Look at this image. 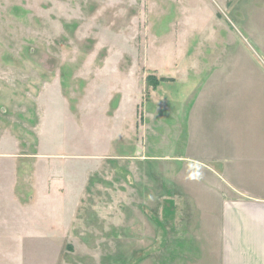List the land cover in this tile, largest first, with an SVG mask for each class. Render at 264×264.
<instances>
[{
    "label": "rangeland",
    "instance_id": "374dc122",
    "mask_svg": "<svg viewBox=\"0 0 264 264\" xmlns=\"http://www.w3.org/2000/svg\"><path fill=\"white\" fill-rule=\"evenodd\" d=\"M178 1L0 0V264H208L222 203L195 150L264 195V0ZM54 183L77 201L58 248L34 213Z\"/></svg>",
    "mask_w": 264,
    "mask_h": 264
},
{
    "label": "crops",
    "instance_id": "0c3cea01",
    "mask_svg": "<svg viewBox=\"0 0 264 264\" xmlns=\"http://www.w3.org/2000/svg\"><path fill=\"white\" fill-rule=\"evenodd\" d=\"M177 4H182L181 0H179ZM210 6L215 12L224 7L223 4L219 3L217 0L211 1ZM205 153L206 152L204 151L195 150L194 161L197 162L200 167L210 169L214 178L219 182V187H217V189L218 194L220 195L218 198L222 203V210L219 214H216L218 231L215 238V257L211 258L210 262L207 260H197L195 262H208V264H264V195L255 196L246 190L237 189L232 180V172L234 174L235 172H238L236 166L232 168V163L235 162L233 155L235 154L226 150H222L220 154L216 155L211 154L206 156ZM195 155L199 158H195ZM255 156L257 157L259 166L257 175L258 180L261 183L263 179L264 183V151L255 154ZM251 178L254 179L253 176L246 177V179ZM65 182H68L67 178ZM50 186L51 188H48ZM50 186H47L45 191H42L44 193L43 195H39L36 198L34 213H37L35 216L40 218L39 221L41 222V225L47 224L49 220H51L52 223L54 220L56 222L61 221L59 225L56 224L58 228H51L50 231L39 233V237L51 239L58 248L60 245L59 239H67L68 235H70L72 220L71 224L67 223V220L69 216L73 218L75 210L77 209V206L75 205L77 201L73 203L68 210V207L66 206L68 204L67 198L61 192L65 187L55 183ZM54 189L58 193L56 195L57 197H53L52 195ZM52 201L57 202L58 205L56 208L51 209L48 206ZM63 209H65L64 212ZM182 234L184 233L179 234L177 238L178 244L176 245V249L178 251L181 253L192 254L197 250H200V246L197 242L200 239H197L194 234H184L190 238L180 236ZM170 240L169 232L165 244H168L169 246L171 244ZM179 263L180 261H178V264Z\"/></svg>",
    "mask_w": 264,
    "mask_h": 264
},
{
    "label": "trees",
    "instance_id": "16d2710c",
    "mask_svg": "<svg viewBox=\"0 0 264 264\" xmlns=\"http://www.w3.org/2000/svg\"><path fill=\"white\" fill-rule=\"evenodd\" d=\"M163 81H168V79L166 78L156 79L155 77H152V76L148 78V82L152 83V85H154L155 88L159 84V82H163Z\"/></svg>",
    "mask_w": 264,
    "mask_h": 264
}]
</instances>
